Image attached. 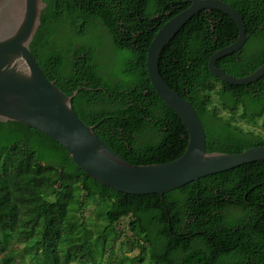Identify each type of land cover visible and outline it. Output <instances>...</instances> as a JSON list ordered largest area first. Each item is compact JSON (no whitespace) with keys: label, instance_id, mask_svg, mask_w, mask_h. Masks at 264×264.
I'll return each mask as SVG.
<instances>
[{"label":"trees","instance_id":"trees-1","mask_svg":"<svg viewBox=\"0 0 264 264\" xmlns=\"http://www.w3.org/2000/svg\"><path fill=\"white\" fill-rule=\"evenodd\" d=\"M223 1L243 16L249 38L216 64L244 76L264 63V0ZM43 2L29 49L65 94L81 87L73 98L78 117L97 123L98 136L131 164L179 157L187 131L153 89L145 49L190 0ZM237 33L223 12L200 10L157 59L162 79L196 110L207 152L264 145V134L237 122L260 118L264 129V75L231 85L208 70L209 56ZM162 199L105 186L49 136L0 120V264H264V159L200 177ZM90 201L93 220L84 215Z\"/></svg>","mask_w":264,"mask_h":264},{"label":"water","instance_id":"water-1","mask_svg":"<svg viewBox=\"0 0 264 264\" xmlns=\"http://www.w3.org/2000/svg\"><path fill=\"white\" fill-rule=\"evenodd\" d=\"M43 0H0V120L27 124L58 142L87 175L116 191L127 194H158L178 188L200 177L264 159V145L240 152H207L205 131L193 106L168 85L157 68L166 43L200 10L217 9L231 18L237 38L215 50L208 70L231 85H248L264 75V63L247 75L236 77L221 70L216 60L238 51L248 38L243 16L223 0H190L169 17L146 47L145 67L160 99L173 110L187 131L184 152L171 161L131 164L113 151L96 133L97 123L85 124L73 107L81 87L65 94L49 80L29 49L40 23Z\"/></svg>","mask_w":264,"mask_h":264},{"label":"rangeland","instance_id":"rangeland-1","mask_svg":"<svg viewBox=\"0 0 264 264\" xmlns=\"http://www.w3.org/2000/svg\"><path fill=\"white\" fill-rule=\"evenodd\" d=\"M109 41V40H108ZM110 48V42H107L106 46L104 48H102V52L105 53L106 51H108L107 49ZM213 97H214V94H213ZM214 103H217L218 100L215 98H213L212 100ZM237 122L240 126H242L243 128L245 129H250V130H253L255 132H261L262 134H264V129H263V126L261 125V120L260 118H257L256 121L254 122H247L245 120H241L239 118H237ZM88 219H91L93 220L94 217H93V202L90 201V204H89V207L86 209L85 211V214H84ZM125 221L122 220L121 221V224H119L118 226L120 228H122L123 230L126 229V226L124 225ZM137 252V250H133L132 253H135ZM73 264V263H71Z\"/></svg>","mask_w":264,"mask_h":264},{"label":"flooded vegetation","instance_id":"flooded-vegetation-1","mask_svg":"<svg viewBox=\"0 0 264 264\" xmlns=\"http://www.w3.org/2000/svg\"><path fill=\"white\" fill-rule=\"evenodd\" d=\"M102 33H103L104 35H106V36L104 37L105 41H104V43H103V45H102V47H101V51L103 50L102 48H104V47L106 46L107 42H109L108 39H107V32L103 29V30H102ZM248 38H249V35H248ZM248 38H247V40H248ZM247 40H246V41H247ZM244 44H245V43H244ZM244 44H243V45H244ZM107 50H108V49H107Z\"/></svg>","mask_w":264,"mask_h":264}]
</instances>
